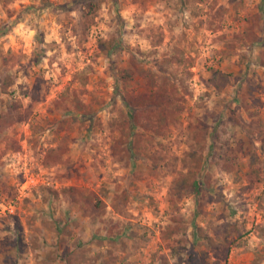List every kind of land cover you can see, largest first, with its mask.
I'll use <instances>...</instances> for the list:
<instances>
[{
    "label": "rangeland",
    "instance_id": "rangeland-1",
    "mask_svg": "<svg viewBox=\"0 0 264 264\" xmlns=\"http://www.w3.org/2000/svg\"><path fill=\"white\" fill-rule=\"evenodd\" d=\"M263 54V0H0V264H264ZM153 83L170 121L128 152ZM189 152L202 191L170 205Z\"/></svg>",
    "mask_w": 264,
    "mask_h": 264
},
{
    "label": "trees",
    "instance_id": "trees-1",
    "mask_svg": "<svg viewBox=\"0 0 264 264\" xmlns=\"http://www.w3.org/2000/svg\"><path fill=\"white\" fill-rule=\"evenodd\" d=\"M264 1V0H263ZM98 4L94 2H87L81 6L80 18L81 22L85 25L91 23ZM107 53L111 52L116 46L114 43L103 44ZM259 65L264 67V54L259 59ZM121 79H130L132 72L129 69H123L119 74ZM153 86L146 95L138 96H126L122 99L125 106V117L120 123V128L125 130V139L119 140L128 143L126 151H130L132 146L131 135L134 129L141 128L143 130H155L160 129L162 122L170 121V112L168 106L170 100L167 96V89L164 83H154ZM21 106L19 104L10 107L9 110L0 109V133L13 123L20 121L19 113L16 112ZM15 112V113H14ZM171 118V117H170ZM53 150L46 152L45 164H48L47 159L50 158ZM199 157V156H198ZM187 158L193 163V168H188L185 172H178L173 176L171 187L169 190V204L173 205L177 200L183 196H192L197 199L202 191L203 180L202 172L200 169L199 159L194 152L187 153ZM59 160L57 156L55 161ZM91 205L94 209H99V203L91 200Z\"/></svg>",
    "mask_w": 264,
    "mask_h": 264
}]
</instances>
